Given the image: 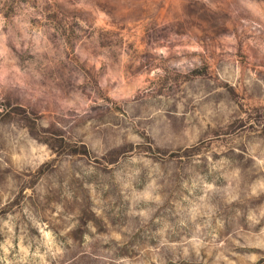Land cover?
Returning a JSON list of instances; mask_svg holds the SVG:
<instances>
[{
  "label": "rangeland",
  "instance_id": "obj_1",
  "mask_svg": "<svg viewBox=\"0 0 264 264\" xmlns=\"http://www.w3.org/2000/svg\"><path fill=\"white\" fill-rule=\"evenodd\" d=\"M0 264H264V0H0Z\"/></svg>",
  "mask_w": 264,
  "mask_h": 264
}]
</instances>
